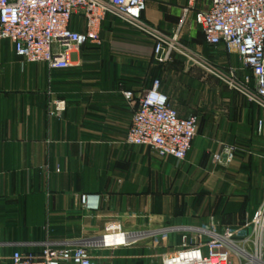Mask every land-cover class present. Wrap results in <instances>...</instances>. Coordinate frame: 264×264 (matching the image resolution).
I'll list each match as a JSON object with an SVG mask.
<instances>
[{"label":"crops","instance_id":"crops-1","mask_svg":"<svg viewBox=\"0 0 264 264\" xmlns=\"http://www.w3.org/2000/svg\"><path fill=\"white\" fill-rule=\"evenodd\" d=\"M210 1L194 0L195 11ZM187 2L147 0L142 20L169 37ZM70 29L85 31L82 15ZM181 37L196 60L174 54L162 63L152 39L108 17L101 44L73 52L66 70L26 63L0 41V264L47 242L87 244L97 264H162L161 255L197 244L200 234L243 235L264 203V110L209 73L235 70L240 82L249 72L236 54L209 47L192 15ZM154 81L179 117L199 116L183 161L125 143L133 108L122 93ZM54 100L66 103L59 118L48 113ZM108 222L127 235L126 246H103Z\"/></svg>","mask_w":264,"mask_h":264},{"label":"built area","instance_id":"built-area-1","mask_svg":"<svg viewBox=\"0 0 264 264\" xmlns=\"http://www.w3.org/2000/svg\"><path fill=\"white\" fill-rule=\"evenodd\" d=\"M147 0H0V41H9L14 55L26 63H43L50 69L71 68V54L86 44H101L100 28L108 17L147 35L154 41L153 53L159 62H170L178 55L195 61L190 52L178 44L189 16L200 28L204 42L211 48H225L238 57L244 70L239 82L236 71L209 73L239 92L264 110V0H211L205 10L195 11L194 0L182 8L180 19L171 36H165L142 20ZM84 18L85 31L74 32L70 24L74 15ZM124 99L133 111L125 135V143L149 148L160 158L185 160L199 130V116L179 117L168 98L159 90V82L137 93L124 91ZM66 109L63 100L49 103L48 113L61 117ZM264 128L258 122L260 133ZM228 158L232 151L226 152ZM216 160L219 157L216 156ZM79 203L89 208V197L82 195ZM96 207V205H94ZM235 239L229 231L214 235L180 250L160 256L162 264H264V203L253 218L240 229ZM205 234V233H203ZM105 247L127 245V235L117 223L105 224L102 236ZM7 264H97L87 244L59 245L47 242L38 253L14 252Z\"/></svg>","mask_w":264,"mask_h":264},{"label":"rangeland","instance_id":"rangeland-1","mask_svg":"<svg viewBox=\"0 0 264 264\" xmlns=\"http://www.w3.org/2000/svg\"><path fill=\"white\" fill-rule=\"evenodd\" d=\"M205 1H208V0H205ZM182 11V10H181ZM178 44L179 45H183L182 43V37L180 36L179 39H178ZM219 48H222V47H219ZM178 56V55H177Z\"/></svg>","mask_w":264,"mask_h":264}]
</instances>
